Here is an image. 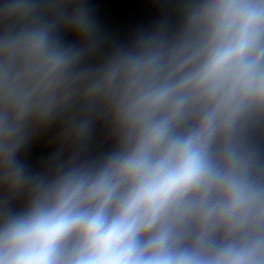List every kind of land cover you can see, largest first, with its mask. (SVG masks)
<instances>
[{
    "label": "clouds",
    "instance_id": "1",
    "mask_svg": "<svg viewBox=\"0 0 264 264\" xmlns=\"http://www.w3.org/2000/svg\"><path fill=\"white\" fill-rule=\"evenodd\" d=\"M0 264H264V0H0Z\"/></svg>",
    "mask_w": 264,
    "mask_h": 264
}]
</instances>
